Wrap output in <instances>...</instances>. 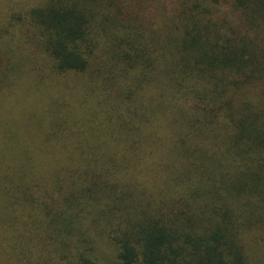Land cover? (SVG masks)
<instances>
[{"label":"trees","instance_id":"1","mask_svg":"<svg viewBox=\"0 0 264 264\" xmlns=\"http://www.w3.org/2000/svg\"><path fill=\"white\" fill-rule=\"evenodd\" d=\"M0 1V264H247L264 241V0Z\"/></svg>","mask_w":264,"mask_h":264},{"label":"rangeland","instance_id":"2","mask_svg":"<svg viewBox=\"0 0 264 264\" xmlns=\"http://www.w3.org/2000/svg\"><path fill=\"white\" fill-rule=\"evenodd\" d=\"M1 2L3 0H0ZM20 2L21 6L28 7L33 0H16ZM245 245L248 246L249 251L247 252L248 259L247 264H264V241L251 240L250 242L245 241Z\"/></svg>","mask_w":264,"mask_h":264}]
</instances>
